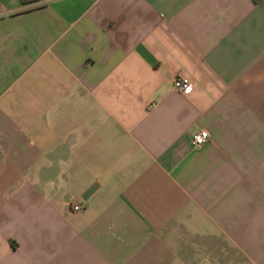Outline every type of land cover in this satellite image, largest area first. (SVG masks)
I'll return each instance as SVG.
<instances>
[{
	"label": "crops",
	"instance_id": "obj_1",
	"mask_svg": "<svg viewBox=\"0 0 264 264\" xmlns=\"http://www.w3.org/2000/svg\"><path fill=\"white\" fill-rule=\"evenodd\" d=\"M0 264H264V0H0Z\"/></svg>",
	"mask_w": 264,
	"mask_h": 264
},
{
	"label": "built area",
	"instance_id": "obj_2",
	"mask_svg": "<svg viewBox=\"0 0 264 264\" xmlns=\"http://www.w3.org/2000/svg\"><path fill=\"white\" fill-rule=\"evenodd\" d=\"M173 87L182 94H189L193 90V84L189 78L177 74L173 79ZM209 138V133L206 129H200L192 134L191 146L198 148L202 146ZM81 207L74 205V210H79Z\"/></svg>",
	"mask_w": 264,
	"mask_h": 264
},
{
	"label": "trees",
	"instance_id": "obj_3",
	"mask_svg": "<svg viewBox=\"0 0 264 264\" xmlns=\"http://www.w3.org/2000/svg\"><path fill=\"white\" fill-rule=\"evenodd\" d=\"M22 3L25 1V0H20Z\"/></svg>",
	"mask_w": 264,
	"mask_h": 264
}]
</instances>
